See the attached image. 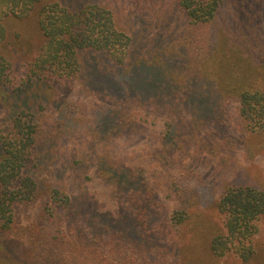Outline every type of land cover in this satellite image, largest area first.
<instances>
[{
    "label": "rangeland",
    "instance_id": "1",
    "mask_svg": "<svg viewBox=\"0 0 264 264\" xmlns=\"http://www.w3.org/2000/svg\"><path fill=\"white\" fill-rule=\"evenodd\" d=\"M54 1L72 9L89 2ZM104 1L116 11L118 21L127 17L131 22L127 26L134 40L127 58L117 62L101 51L94 56L83 51L79 72L65 77L31 72L40 45L35 9L28 18L9 15L5 20L0 55L11 68L9 82L0 88V125L9 127L16 114H30L40 130L36 150L45 159L36 169L33 165L38 193L17 204L16 220L65 232L85 246L90 241L105 243L114 235L101 225L103 237H95L96 216L111 214L123 222L133 212L134 205L123 200V180L118 179L116 188L110 179L116 167H125L151 184L160 213L156 223L184 214L177 230L182 260L197 264L199 253L210 249L214 232L225 227L226 213L218 205L224 192L248 186L264 190V125L248 127L234 90L264 91V0H222L211 20L176 28L173 19L161 18L155 24L162 8L156 1ZM254 36L261 40V52L250 49ZM141 66L154 68L138 75L135 69ZM195 72L200 74L192 76ZM199 75L215 80L222 113L215 114L202 102L199 96L207 82L199 81ZM152 83L158 90L146 92ZM48 141L53 148L44 153ZM55 188L75 201V208L64 204L51 210ZM254 223L257 254L252 264L257 258L263 264L264 214ZM114 237L115 244H124ZM163 238L160 243L168 252L160 264H172L175 247ZM141 262L134 258L130 264ZM210 264L247 262L230 252Z\"/></svg>",
    "mask_w": 264,
    "mask_h": 264
},
{
    "label": "trees",
    "instance_id": "2",
    "mask_svg": "<svg viewBox=\"0 0 264 264\" xmlns=\"http://www.w3.org/2000/svg\"><path fill=\"white\" fill-rule=\"evenodd\" d=\"M153 1L162 7L155 24L161 18L173 19L174 28L187 22L197 25L211 20L222 3V0H145L146 3ZM34 9L39 30L37 40L40 45L38 54L32 61L33 75H75L84 62L83 51L89 52L90 56H94L95 51H101L109 55L110 60L117 62H124L127 58L131 42L134 40V35H131L127 26L130 21H127V17L122 22L118 21L116 11L104 0H89L75 9L54 0H0V44L6 38L7 16L25 19ZM260 42L261 40L254 36L251 51L253 48L258 49ZM261 50L259 48L260 52ZM155 67L158 70L162 68L160 65ZM10 68L11 63L0 55V88L9 82ZM152 68L154 67L141 66L136 67L135 71L138 75H143L145 70L151 71ZM194 74L200 73L195 72L192 76ZM197 79L207 82L199 96L204 99L202 102L209 103L215 114L222 113V94L215 85V80L201 78L200 75ZM97 83H93L92 87ZM155 88L158 90V85L152 83L150 88L145 89L146 92L152 93L156 91ZM234 90L237 92L240 114L248 127L261 128L264 125V91ZM199 101L202 104L201 100ZM199 112L203 113V109ZM117 120L123 123L121 118ZM10 124L6 128L0 125V264H130V261L134 262V258L142 261L141 264H160L165 262L163 256L168 252L163 250L164 245L160 243L164 240L163 237L167 244L172 242L175 247L177 259L172 264H184L180 235H177L184 214L177 212L176 217L156 223L160 213L155 207L157 198L151 191V184L141 181L125 167H116L110 179L116 188L118 179L123 180L119 183L126 193L123 200L125 204L134 205L133 212L127 213L128 217L123 222L113 218L111 214L102 217L97 215L94 226L96 238L100 237L101 240L103 237V231L99 229V226L103 225L109 227L110 235L123 239L124 244H115L113 236L105 243L99 242L95 245L97 241H90L85 246L67 237L65 232H54L46 225H26L18 222L15 215L17 204L35 198L39 190L32 174L33 165L35 163L36 169L39 167L37 163L40 164V161L45 159L44 154L36 150V146L41 142L40 130L31 115L28 117L16 114ZM52 148L48 141L43 152L49 153ZM127 179L132 182L127 183ZM52 191L51 198L56 205L51 210L64 204L71 210L77 205H71L75 201H71L66 194H60L62 192L59 189ZM218 205L220 210L226 213L225 227L214 232L210 249L199 253L197 264H204V261L210 264L230 252L237 254L247 264H252L257 254L252 244V237L256 232L254 221L264 214V190L250 186L229 188ZM139 222L143 226H135ZM135 244L141 249L134 248ZM153 246H159L158 251L151 250ZM258 261L260 262L257 258L255 264H260ZM261 261L264 264V260Z\"/></svg>",
    "mask_w": 264,
    "mask_h": 264
}]
</instances>
